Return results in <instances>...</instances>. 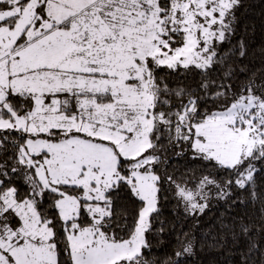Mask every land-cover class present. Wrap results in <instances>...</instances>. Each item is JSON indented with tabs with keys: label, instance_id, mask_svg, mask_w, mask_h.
<instances>
[{
	"label": "snow or ice",
	"instance_id": "snow-or-ice-1",
	"mask_svg": "<svg viewBox=\"0 0 264 264\" xmlns=\"http://www.w3.org/2000/svg\"><path fill=\"white\" fill-rule=\"evenodd\" d=\"M251 7L0 0V264H264Z\"/></svg>",
	"mask_w": 264,
	"mask_h": 264
},
{
	"label": "trees",
	"instance_id": "trees-1",
	"mask_svg": "<svg viewBox=\"0 0 264 264\" xmlns=\"http://www.w3.org/2000/svg\"><path fill=\"white\" fill-rule=\"evenodd\" d=\"M249 3L252 7L245 14L243 23L248 26V41L252 49L259 53L264 47V0H249ZM190 224L189 221L185 225V230ZM225 259L226 253L223 250L197 247L196 254L185 257L183 264H225Z\"/></svg>",
	"mask_w": 264,
	"mask_h": 264
}]
</instances>
